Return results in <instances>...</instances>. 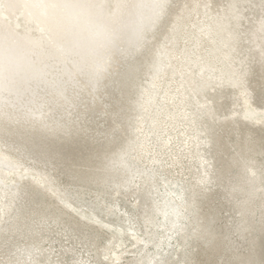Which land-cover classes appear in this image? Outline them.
Instances as JSON below:
<instances>
[{
	"label": "bare ground",
	"instance_id": "6f19581e",
	"mask_svg": "<svg viewBox=\"0 0 264 264\" xmlns=\"http://www.w3.org/2000/svg\"><path fill=\"white\" fill-rule=\"evenodd\" d=\"M204 8L214 15L212 31L237 27L246 33L244 42L229 37L247 50L250 66L240 72L248 80L245 86L209 53L208 39L203 43L205 38L197 37V47L203 67L226 75L228 86L239 84L240 107L259 112L250 120L243 113L228 118L245 133V149L253 150L264 142V0H0V264H85L72 240L92 252V264H131L123 262L125 253L140 258L144 232L127 226V218L114 217L117 206L103 205V196L90 200L86 195L94 185L123 174L124 166L113 178L104 158L121 159L130 116L164 57L174 19L185 18L180 31L186 45ZM210 47L218 48L213 42ZM142 122L135 125L139 131ZM145 187L140 186L131 208H141L138 212L151 222L159 203ZM260 194L261 224L258 234L247 237L246 264H264V187ZM192 199L190 192L181 205L189 206ZM84 209L88 218L80 215ZM251 210L246 206L241 215ZM124 230L131 249L117 252ZM64 239L69 244L61 245ZM6 242L28 249L1 250Z\"/></svg>",
	"mask_w": 264,
	"mask_h": 264
},
{
	"label": "rangeland",
	"instance_id": "374dc122",
	"mask_svg": "<svg viewBox=\"0 0 264 264\" xmlns=\"http://www.w3.org/2000/svg\"><path fill=\"white\" fill-rule=\"evenodd\" d=\"M201 11L199 20L206 23L193 22L186 45L181 42L180 31L185 18L174 19L175 32L164 43V57L146 81L130 116L121 159L112 162L108 156L104 158L113 178L124 166L121 177L114 180L122 185L105 180L86 195L90 200L95 195L103 196V205L117 206L114 217L127 218V226L136 229L137 234L144 232L140 258L125 253L123 262L130 259L131 264H246L250 249L247 237L258 234L261 222L256 205L264 187V142L257 143L253 150L245 149V133L228 118L243 113L250 120L259 112L249 105L240 107L239 84L228 86L226 75L203 67L197 47V37L203 36V43L209 41V53L233 70L245 86L248 80L240 72L250 66L247 50L232 44L229 37L233 35L244 42L246 33L237 27L212 31L208 26L214 15L205 8ZM212 42L217 49L210 47ZM173 61L180 64L182 73H176ZM202 82L207 86L198 91ZM209 114L211 117H207ZM138 120L143 121L142 132L135 128ZM196 145L198 152L193 150ZM144 183L149 190L147 196L154 204L159 203L151 222L138 212L141 208L134 212L131 208ZM190 192L192 203L181 205ZM246 206L252 210L242 216L241 210ZM85 209L80 215L88 218ZM61 226L53 227L52 233H59ZM124 231L119 236L117 252L131 249L129 231ZM108 232L103 231L104 236ZM72 242L82 261L91 263L92 252L83 242ZM61 243L69 244V240ZM9 248L28 249L21 242H6L1 250Z\"/></svg>",
	"mask_w": 264,
	"mask_h": 264
}]
</instances>
